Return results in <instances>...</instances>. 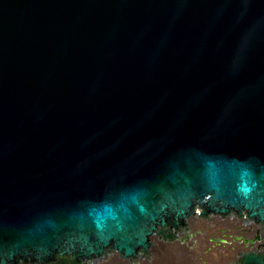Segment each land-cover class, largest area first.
<instances>
[{"label": "water", "instance_id": "water-1", "mask_svg": "<svg viewBox=\"0 0 264 264\" xmlns=\"http://www.w3.org/2000/svg\"><path fill=\"white\" fill-rule=\"evenodd\" d=\"M231 213L264 224V0H0V264Z\"/></svg>", "mask_w": 264, "mask_h": 264}, {"label": "flooded vegetation", "instance_id": "flooded-vegetation-1", "mask_svg": "<svg viewBox=\"0 0 264 264\" xmlns=\"http://www.w3.org/2000/svg\"><path fill=\"white\" fill-rule=\"evenodd\" d=\"M196 221L208 227L212 224L213 227H217L216 224L220 221L225 223V225L229 228L219 229L218 232L212 233L211 237L204 241L205 230L203 228H199V226L197 227ZM230 222L235 223V225L231 226L232 224ZM169 235L172 236L167 237ZM199 239L201 240L200 246L202 245V242L204 243L202 245L204 246L202 247V252L206 246L207 250L222 246V248L226 249L227 252L230 253L229 256L264 253V224L258 223L255 219L249 218L246 213H243V215L231 213L228 216L211 214L205 218L198 217L193 221L187 222L184 226H181L178 229L166 228L165 231L157 235L154 240H159L161 242L166 241L167 243H180L184 240V244L195 246ZM109 252L110 250L106 252L105 256L97 260H78L74 256L56 254L52 259L44 262L35 261L33 259H21L16 264H101L106 258H108ZM149 254L144 255L143 259H145ZM140 259L141 257L134 259L131 263L139 261Z\"/></svg>", "mask_w": 264, "mask_h": 264}, {"label": "rangeland", "instance_id": "rangeland-1", "mask_svg": "<svg viewBox=\"0 0 264 264\" xmlns=\"http://www.w3.org/2000/svg\"><path fill=\"white\" fill-rule=\"evenodd\" d=\"M221 228L222 227H217V229H209V230H207V228H205V229L203 228L205 230V239L203 238L204 241L208 240V238L211 237L212 233L218 232L219 231L218 229H221ZM153 244H154L153 253L149 254L148 257H146L143 261H139L138 263L126 262L122 258L118 257L115 253H109L108 258H106L101 264H154L156 262V260L159 258L158 255L162 256L163 264H186V263L192 264V261H195L194 260V254L197 252V247H195L193 245L188 246V247H178L175 245L174 246L169 245L168 243H166V241L161 242L159 240H154ZM192 247L194 250L193 252L190 251V249ZM159 250H160V252H158ZM185 252H187V253H185ZM186 254L187 255L190 254V255L186 256ZM184 256H185V258L188 257V259H185ZM229 257L230 256L228 253H224V255H223L224 259H219L218 264H222V263L228 264V262L230 261ZM177 258L181 259V261H180L181 263L180 262L177 263V261H178ZM183 260L185 262H183ZM199 260H200V258H199ZM173 261H174V263H173ZM203 263L204 262H202V264ZM155 264H160V263H155ZM204 264H209V262L206 261V263H204Z\"/></svg>", "mask_w": 264, "mask_h": 264}, {"label": "bare ground", "instance_id": "bare-ground-1", "mask_svg": "<svg viewBox=\"0 0 264 264\" xmlns=\"http://www.w3.org/2000/svg\"><path fill=\"white\" fill-rule=\"evenodd\" d=\"M196 223H197V225L196 224L195 225L197 227L199 226V228H204V229L207 228V230H209V229H217V227H221V226H224L225 225V223L218 221L217 227L215 228V227L212 226L213 224L210 225L211 227L210 226L209 227L208 226L206 227L204 224H202L200 222H196ZM230 223L232 224L231 226H234L235 225V223H232V222H230ZM203 244L204 243L202 242V245ZM202 245L198 247L197 252L194 254V260L195 261H192V264H202V262L206 263V261H208L209 264H218L219 263V259H224L223 258L224 253H228L225 250H222L220 252H214V253H212L207 258H200V256L202 255V247H203ZM158 252H160V250ZM185 253H187V252H185ZM189 255L186 254V256H189ZM158 256H159V258L156 260L155 263L163 264L162 256H160V255H158ZM184 258H185V256H184ZM199 258H200V260H199ZM229 258H230V261L228 262V264H264V253L245 254V255H233V256H230ZM185 259H188V257L185 258ZM177 260H178L177 263L181 261V259H179V258H177ZM183 262H185V261L183 260ZM173 263H174V261H173Z\"/></svg>", "mask_w": 264, "mask_h": 264}]
</instances>
